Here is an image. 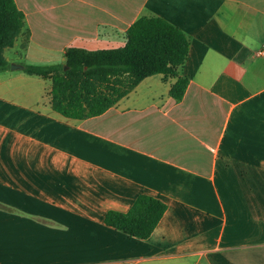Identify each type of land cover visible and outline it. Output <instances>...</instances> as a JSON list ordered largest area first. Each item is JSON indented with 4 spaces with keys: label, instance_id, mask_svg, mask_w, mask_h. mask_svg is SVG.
<instances>
[{
    "label": "crops",
    "instance_id": "0c3cea01",
    "mask_svg": "<svg viewBox=\"0 0 264 264\" xmlns=\"http://www.w3.org/2000/svg\"><path fill=\"white\" fill-rule=\"evenodd\" d=\"M15 1L29 40L11 66L121 48L159 17L190 39V83L176 101L155 75L72 120L50 81L0 71V264H264V0ZM142 193L167 205L150 238L105 224Z\"/></svg>",
    "mask_w": 264,
    "mask_h": 264
},
{
    "label": "trees",
    "instance_id": "16d2710c",
    "mask_svg": "<svg viewBox=\"0 0 264 264\" xmlns=\"http://www.w3.org/2000/svg\"><path fill=\"white\" fill-rule=\"evenodd\" d=\"M24 13L15 0H0V71L8 70L5 52L25 31ZM123 47L87 51L69 48L64 65L24 66L29 76L51 82L50 106L64 118L86 120L105 114L130 95L145 79L161 75L174 80L169 94L180 101L190 80L182 76L190 53V39L178 27L159 17L143 16L126 32ZM24 46V47H25ZM66 67V68H65ZM167 211L161 200L142 193L125 213L110 211L104 222L128 237L147 240Z\"/></svg>",
    "mask_w": 264,
    "mask_h": 264
},
{
    "label": "rangeland",
    "instance_id": "374dc122",
    "mask_svg": "<svg viewBox=\"0 0 264 264\" xmlns=\"http://www.w3.org/2000/svg\"><path fill=\"white\" fill-rule=\"evenodd\" d=\"M21 51L19 48H15L14 50H9L7 56L10 59L11 62H16L18 60H21ZM47 85H51V82H47ZM146 90V88H144Z\"/></svg>",
    "mask_w": 264,
    "mask_h": 264
},
{
    "label": "water",
    "instance_id": "95a60500",
    "mask_svg": "<svg viewBox=\"0 0 264 264\" xmlns=\"http://www.w3.org/2000/svg\"><path fill=\"white\" fill-rule=\"evenodd\" d=\"M11 68H12L13 70H18V69H23L24 67H22V66H17V65H12ZM65 68H66V67H65Z\"/></svg>",
    "mask_w": 264,
    "mask_h": 264
}]
</instances>
